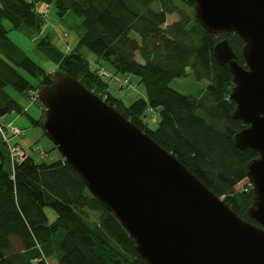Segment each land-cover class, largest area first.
Instances as JSON below:
<instances>
[{"label": "trees", "instance_id": "trees-1", "mask_svg": "<svg viewBox=\"0 0 264 264\" xmlns=\"http://www.w3.org/2000/svg\"><path fill=\"white\" fill-rule=\"evenodd\" d=\"M46 5L60 18L71 12L81 20L75 49L62 52L49 36L38 39L46 20L36 7ZM170 15L178 19L168 25ZM12 30L36 40L38 49L56 65L55 72L70 75L103 99L239 216L256 224L248 215L253 202L250 184L238 191L236 187L247 180L246 167L258 154L238 149L233 142L247 126L231 116L236 108L230 98L233 75L214 58L215 46L226 38L237 62L245 65L239 35L208 34L186 0H0V116L27 114L9 89L31 102L32 93L48 85L55 73L44 70L12 42L8 36ZM82 47L96 55L94 66L79 52ZM106 61L114 75L138 77L145 96L130 105L114 96L109 78L93 70L103 68ZM191 75L208 81L198 96L170 87L173 80ZM39 104L42 115L31 120L41 127L45 108ZM150 109L160 115L154 128L148 122ZM44 159L36 161L27 154L20 162L12 161L0 135V264H148L73 167L63 157ZM47 208L57 216L51 223Z\"/></svg>", "mask_w": 264, "mask_h": 264}, {"label": "water", "instance_id": "water-1", "mask_svg": "<svg viewBox=\"0 0 264 264\" xmlns=\"http://www.w3.org/2000/svg\"><path fill=\"white\" fill-rule=\"evenodd\" d=\"M211 35L225 38L214 58L233 75L232 118L247 126L233 139L257 158L246 167L253 190L247 221L149 135L66 73L37 95L42 129L106 207L148 264H264V0H186Z\"/></svg>", "mask_w": 264, "mask_h": 264}, {"label": "rangeland", "instance_id": "rangeland-1", "mask_svg": "<svg viewBox=\"0 0 264 264\" xmlns=\"http://www.w3.org/2000/svg\"><path fill=\"white\" fill-rule=\"evenodd\" d=\"M153 9L158 10V3L152 5ZM191 13V10L189 9ZM178 17L176 15H170L168 17L167 24H171L177 21ZM7 28H10L9 23H5ZM81 20L75 16L73 13H67L63 18H60L54 9L50 7L49 15L46 20V24L39 34L38 39L49 36L52 44L62 52H66L69 49H75L79 40ZM66 35V37H65ZM9 38L14 42L23 52L37 63L40 67L49 73H54L56 70V65L48 59L37 47L36 40L29 39L24 34L18 31H10L8 34ZM131 36L135 39H139L135 33ZM64 38V39H63ZM79 52L85 56L92 66L95 65L96 55L90 52L86 48H79ZM137 59L141 61L140 56ZM102 67L108 75L109 78V91L116 97L121 98L127 105L132 104L136 99L145 96V88L139 83V78L134 75H114L115 71L113 66L109 62H103ZM23 77L27 80L35 83V80L30 77L26 72L19 70ZM127 79L129 81V86L121 87L120 81ZM208 85V81H198L193 75L187 78L175 79L171 82L170 87L182 94L198 96L202 90H204ZM9 93L19 101L25 108L27 114L9 113L5 116H0V123L6 127V135L10 139L12 145H19L27 154L31 155L36 161H40L45 158L47 162H52L57 158L62 157L61 153L55 148L54 144L50 139L44 134L42 127L34 125L31 118L39 120L41 117V108L39 100L35 101L34 104L30 101L23 99L18 93L9 89ZM151 110V109H150ZM160 121L159 114H148V122L152 127H156ZM18 128L22 131L21 135H12V128ZM46 157H42L43 154ZM249 181L245 180L240 183L236 190L245 189ZM250 184V183H249ZM46 214L48 216L49 222H53L56 219V213L47 208ZM93 220L96 219L95 216L92 217ZM54 262L51 261V264Z\"/></svg>", "mask_w": 264, "mask_h": 264}, {"label": "built area", "instance_id": "built-area-1", "mask_svg": "<svg viewBox=\"0 0 264 264\" xmlns=\"http://www.w3.org/2000/svg\"><path fill=\"white\" fill-rule=\"evenodd\" d=\"M36 10L40 11V13L42 14V17L45 20H47L48 15H49V11H50V6H48V5L42 6V7H38L37 6ZM65 37H66V35H65ZM93 70L96 71V73H97V75L99 77L106 78V79L111 78V76L108 75L106 73V71H104V68L95 66L93 68ZM120 86L121 87L129 86V81L127 79H124V80L120 81ZM37 100H38L37 92L32 93L31 102L34 104V102L37 101ZM150 113L155 114V111L151 109ZM11 133H12V135H21L22 131L20 129L14 127V128H12V132ZM0 135L3 138V140L8 144V148H9V152H10L12 161L20 162L21 160H23L27 156V153L19 145H12L10 143V139L6 135V127H3L1 125H0ZM42 157H46V154L44 153L42 155Z\"/></svg>", "mask_w": 264, "mask_h": 264}, {"label": "crops", "instance_id": "crops-1", "mask_svg": "<svg viewBox=\"0 0 264 264\" xmlns=\"http://www.w3.org/2000/svg\"><path fill=\"white\" fill-rule=\"evenodd\" d=\"M94 62H95V63H97V61H96V60H95ZM38 109L41 111L40 107H38ZM61 158H62V157H60V158H57L56 160H60ZM56 160H55V161H56Z\"/></svg>", "mask_w": 264, "mask_h": 264}]
</instances>
